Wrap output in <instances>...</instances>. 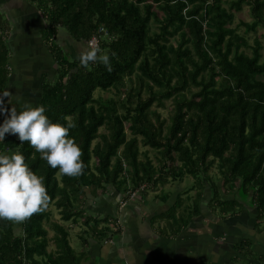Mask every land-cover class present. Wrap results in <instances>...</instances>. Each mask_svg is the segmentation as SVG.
Listing matches in <instances>:
<instances>
[{"label": "trees", "instance_id": "1", "mask_svg": "<svg viewBox=\"0 0 264 264\" xmlns=\"http://www.w3.org/2000/svg\"><path fill=\"white\" fill-rule=\"evenodd\" d=\"M33 1L49 21L44 35L58 64L54 81L44 80L38 105L53 121L66 124L67 116L76 123L69 136L79 144L85 167L79 176L65 175L29 141L21 144L17 135L6 134L0 151L22 152L43 177L50 199L22 221V233L12 222L0 226V264H83L69 227L51 222L50 205L63 221L84 219L90 233L106 239L112 227L99 226L108 218L85 217L80 209L88 192L110 185L126 192L142 184L148 189L186 174L199 179L216 162L223 184L239 188L242 198L251 192L264 219L263 44L259 38L250 44L232 27L234 12L245 3L254 18L242 23L246 31L264 26V0H229V8L223 0ZM59 26L86 45L98 36L101 50L115 53L112 70L101 63L84 68L78 57L70 58L55 42ZM9 30L0 13V90L11 80ZM113 89L108 99L95 96ZM167 100L173 104L170 121L154 108ZM141 145L161 151L158 164Z\"/></svg>", "mask_w": 264, "mask_h": 264}, {"label": "crops", "instance_id": "2", "mask_svg": "<svg viewBox=\"0 0 264 264\" xmlns=\"http://www.w3.org/2000/svg\"><path fill=\"white\" fill-rule=\"evenodd\" d=\"M37 3L0 0V13L9 22L14 21L10 30L15 27L24 31L16 43L20 51L16 57L9 45L11 80L7 90L13 93L14 104L19 98L21 103L38 105L44 80L48 79L45 71L35 79L37 75L25 68L32 62L26 50H37L40 55L51 52L40 16L44 15ZM23 51L28 53L26 64L18 57ZM223 183L224 179L215 182L208 175L199 179L190 174L169 176L165 183L128 200L126 205L121 200L128 191L112 186L104 192L90 193L84 216L108 218L109 224L115 221L118 227L112 240L102 244L105 239L83 228L86 224L81 219L68 221L70 235L79 228L74 235L80 239L81 248H74L84 255L83 264H264V219L252 202L253 196L244 193L242 198L239 188ZM233 203L237 207L228 211ZM8 222L12 221L0 220V226ZM12 223L16 230H22V221Z\"/></svg>", "mask_w": 264, "mask_h": 264}, {"label": "clouds", "instance_id": "3", "mask_svg": "<svg viewBox=\"0 0 264 264\" xmlns=\"http://www.w3.org/2000/svg\"><path fill=\"white\" fill-rule=\"evenodd\" d=\"M114 55L103 52L99 46L89 45L78 54V60L84 68L101 63L111 71ZM46 111L43 104L21 103L19 98L14 104L11 90H0V115L5 117L0 123V141L5 140L6 134L17 135L21 144L29 141L52 168L68 176L81 175L85 167L82 150L75 138L69 136L76 123L67 116L66 124L53 121ZM49 199L43 177L29 167L22 152L0 151V220L24 221L43 211Z\"/></svg>", "mask_w": 264, "mask_h": 264}, {"label": "rangeland", "instance_id": "4", "mask_svg": "<svg viewBox=\"0 0 264 264\" xmlns=\"http://www.w3.org/2000/svg\"><path fill=\"white\" fill-rule=\"evenodd\" d=\"M228 1L229 0H223V6L226 7V8H229ZM40 10H41V8H40ZM234 14H235V18H234V22L232 23V27H236L241 34L245 35L248 38L249 43L252 44V45L255 44V39L259 38L261 40L262 44H263V54H264V26L260 25V26L257 27L256 30H251V31L248 32V31H246L245 25L242 24L243 22L251 23L254 20L253 15H252L251 10H250V6L245 3V4H243L242 9L240 11H235ZM40 16H41V19L43 20L42 22H44V27L47 28L48 25H49L48 19L46 17H43L42 15H40ZM11 23L14 24V21H11L10 24ZM34 23H33V25H34ZM38 24H39V22L37 23V25H34V26H38ZM18 27H20V26L18 25ZM152 28H153V30H157L158 29L156 21H153ZM14 29L16 31H14ZM23 32L24 31L19 30V28H15L14 27L12 29V31L10 30L8 32V35H7L8 44L10 45L11 49L13 50V53H14L15 57L20 52L18 50L19 46L16 43L19 41V39H18L20 37L19 34H24ZM34 37L36 39L39 38L38 33H36ZM55 42L58 43L60 46H62V48L65 50V52L68 55H70V58H77L78 54L80 52L86 50L89 47V45H86V44H83V43H79L76 40H74L68 34L66 29L64 27H62V26L58 27V33L56 35V41ZM46 44H47V42H46ZM80 46H82V47H80ZM246 50L248 52L250 51V49H246ZM31 51L26 50V52L30 53L28 55V57L31 58L30 61H32V62L30 63V65L28 67H25V68L30 70V71H32L35 75H37L36 77L35 76L33 77L35 79L37 77H40L42 72L45 71L46 74L48 75V79L51 80V81H54V79H55V77L57 75V70H54V68H55V66H58V64H57L56 60L54 59V56H52V53L50 51H48V52H45L44 55L43 54L40 55L37 52V50H34L32 52ZM26 52L23 51L20 54V56H18L23 61H26V59H25V57H26L25 53ZM28 53H26V54H28ZM11 58H13V54H12ZM38 59L40 60L39 63H38ZM44 59H47V60L44 61ZM26 63H27V61L25 62V64ZM43 66H44V68H43ZM114 93H115L114 89L110 90V91L97 90L96 93H95V96L102 95L105 99H108V98L114 96L115 95ZM172 107H173L172 101L171 100H167L165 102V107H157V106H155L154 108H157L159 110V112L161 113L162 117H164L168 121H170ZM4 118L5 117L3 116V119ZM0 123H2V121H0ZM101 132H107L106 128H101ZM141 151H143V152L147 151L148 154H149V157L153 160V162L155 164H158L159 158L162 156L161 151L159 149L152 148L150 146L141 145ZM207 175L212 177V179L215 182L222 183V180L224 179V174L220 171L217 162L214 164V166L210 169V171L206 174L205 177H207ZM201 178H202V176H201ZM190 182H187V184H190ZM109 187H112V185H110ZM155 187H158V186L150 184V187L147 190H150V189L152 190ZM100 191L101 190H97L96 192H100ZM90 193L92 194V192H88L87 195H89ZM250 194H251V192H250ZM241 195H243V194H241ZM139 196H141V195H139ZM243 197H244V195H243ZM87 202H88V196H86L85 201L80 206V209L82 208L84 210L85 207H86V203ZM249 204H251L250 201H249ZM49 210L51 212V216H50L51 222L59 221L62 224L67 226L68 222L67 221H63L61 219L60 213H59V211L57 210V208L54 205H50ZM86 216L89 217V215H86ZM81 222L83 223L84 219H81ZM109 223L110 222H108V224ZM114 223H115V221L111 222L110 226L112 227L113 232H116V229H117L118 226H117V224H114ZM47 227L49 229V235L53 236L54 230H52V228L50 227V223H47ZM85 227H86L87 230H89L88 226L84 225L83 228H85ZM78 230H79V228L75 227L74 231H72L71 235H70L71 236L70 242H71L72 246L75 247L76 249H80L81 248L80 239L79 238L75 239L76 235H74V233H78ZM16 232L18 234H20L22 232V230L19 231V229H18V230H16ZM113 232L111 233V235H109V237H107L104 240V242L102 244L108 243V241L110 242L112 240V237H114V235H115V233H113ZM52 242L53 241L51 240L50 246L48 247L49 250L50 249L52 250L54 248V245L52 244Z\"/></svg>", "mask_w": 264, "mask_h": 264}, {"label": "built area", "instance_id": "5", "mask_svg": "<svg viewBox=\"0 0 264 264\" xmlns=\"http://www.w3.org/2000/svg\"><path fill=\"white\" fill-rule=\"evenodd\" d=\"M105 31L103 27L100 28V32ZM99 38L98 36H93L91 40L88 42L89 45L98 46ZM147 189V184H142L140 187L136 189H130L127 192V195L121 200L122 205H126L128 200L136 199L139 195H141Z\"/></svg>", "mask_w": 264, "mask_h": 264}, {"label": "bare ground", "instance_id": "6", "mask_svg": "<svg viewBox=\"0 0 264 264\" xmlns=\"http://www.w3.org/2000/svg\"><path fill=\"white\" fill-rule=\"evenodd\" d=\"M36 43V42H35Z\"/></svg>", "mask_w": 264, "mask_h": 264}]
</instances>
